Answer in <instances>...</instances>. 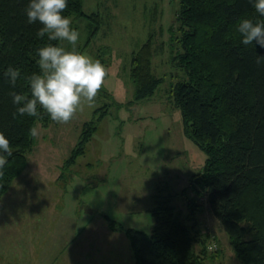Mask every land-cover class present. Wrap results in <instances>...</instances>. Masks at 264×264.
Instances as JSON below:
<instances>
[{"label": "rangeland", "instance_id": "374dc122", "mask_svg": "<svg viewBox=\"0 0 264 264\" xmlns=\"http://www.w3.org/2000/svg\"><path fill=\"white\" fill-rule=\"evenodd\" d=\"M179 6V0H84L83 9L101 22L91 38L89 20L71 16L79 31L77 49L101 60L102 86L124 105L118 108L98 90L69 121L38 123L27 167L0 200V264H136L126 232L112 230L105 215L151 234L157 223L151 210L167 200L204 239L195 249L206 246V264H241L206 197L197 196L202 208L195 219L189 214L195 195L190 181L207 155L187 136L182 111L171 101L172 84L186 77L171 61L178 51L173 37ZM150 35L154 73L164 83L151 98L126 106L134 97L132 53ZM104 105L109 112L85 153L70 163L85 122Z\"/></svg>", "mask_w": 264, "mask_h": 264}, {"label": "trees", "instance_id": "16d2710c", "mask_svg": "<svg viewBox=\"0 0 264 264\" xmlns=\"http://www.w3.org/2000/svg\"><path fill=\"white\" fill-rule=\"evenodd\" d=\"M179 2L177 34L170 30L178 51H173L171 61L185 71L186 77L172 84L171 101L182 111L185 133L207 155L204 166L190 181L195 191L188 203L190 218L195 219L197 209L202 208L197 196L206 197L209 210L228 234L241 264H264V63L257 64L255 59L257 54H264V47L243 44L236 28L241 16L255 18L259 14L253 0ZM27 3L0 0V132L8 136L12 147L11 156L5 155V164L0 167V200L27 167L35 142L29 128L55 122L44 109L35 117L13 115L16 106L9 94L13 85L4 72L8 65L18 67L21 75L15 89L29 93L27 77L40 70L36 49L49 42L46 34L36 35L39 21L27 22ZM83 3L68 0L62 11L70 18H87L91 38L101 22L98 14L83 9ZM153 58L150 35L132 53L129 76L134 97L126 106L151 98L164 83L165 77L154 73ZM99 90L118 108L124 105L103 86ZM104 106L94 111L95 118L85 122L70 163L85 153L99 121L109 112L108 105ZM151 212L157 221L151 234L125 228L105 215L112 230L126 232L136 264H206V246L200 252L195 249V242L204 239L193 234L192 226L180 219L170 201Z\"/></svg>", "mask_w": 264, "mask_h": 264}, {"label": "clouds", "instance_id": "9594fccd", "mask_svg": "<svg viewBox=\"0 0 264 264\" xmlns=\"http://www.w3.org/2000/svg\"><path fill=\"white\" fill-rule=\"evenodd\" d=\"M256 12L255 18L241 16L236 24L241 34L242 43H255L264 47V0H253ZM68 0H28L25 8L28 23L40 22L37 37L47 35L49 42L36 49V63L39 71L32 72L28 77L29 93L16 91L15 85L21 70L8 65L4 75L13 85L10 90L12 103L17 113L37 116L44 109L50 118L57 122L69 121L81 107L82 101H94L106 76L105 65L99 59L79 51L76 42L79 31L72 25L70 16L64 10ZM68 41L72 47L63 46ZM57 41V43H52ZM256 63H264V54L256 55ZM29 135L38 137L40 129L33 124ZM12 147L8 136L0 132V167L5 164L4 156H11Z\"/></svg>", "mask_w": 264, "mask_h": 264}, {"label": "built area", "instance_id": "2783aa9c", "mask_svg": "<svg viewBox=\"0 0 264 264\" xmlns=\"http://www.w3.org/2000/svg\"><path fill=\"white\" fill-rule=\"evenodd\" d=\"M209 248H210V249H214V248H215V245H214V244L209 245Z\"/></svg>", "mask_w": 264, "mask_h": 264}, {"label": "crops", "instance_id": "0c3cea01", "mask_svg": "<svg viewBox=\"0 0 264 264\" xmlns=\"http://www.w3.org/2000/svg\"><path fill=\"white\" fill-rule=\"evenodd\" d=\"M214 218H215V217H214ZM218 222H219V221H218ZM219 223H220V222H219ZM219 253L221 254L222 252H221V251H219ZM219 253H218V254H219ZM220 254H219V255H220ZM216 256H217V255H216ZM211 259H212V258H211Z\"/></svg>", "mask_w": 264, "mask_h": 264}]
</instances>
